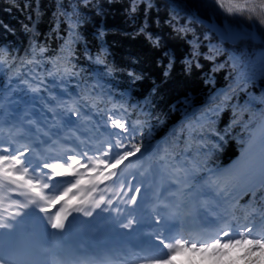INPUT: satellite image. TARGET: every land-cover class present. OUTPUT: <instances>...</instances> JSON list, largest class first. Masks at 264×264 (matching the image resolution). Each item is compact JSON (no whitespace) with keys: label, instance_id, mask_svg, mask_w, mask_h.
<instances>
[{"label":"trees","instance_id":"1","mask_svg":"<svg viewBox=\"0 0 264 264\" xmlns=\"http://www.w3.org/2000/svg\"><path fill=\"white\" fill-rule=\"evenodd\" d=\"M201 20H226L245 38L227 43ZM34 46L46 51L30 68H59L45 79L63 82L89 110L123 109L125 117L113 118L126 122L131 144L166 139L181 160L199 164L198 177L234 160L264 130V24L248 12L229 14L215 0H0V57L33 59ZM8 69L0 64V91ZM197 119L203 141L189 135ZM263 198L261 186L240 204L264 210Z\"/></svg>","mask_w":264,"mask_h":264},{"label":"snow or ice","instance_id":"2","mask_svg":"<svg viewBox=\"0 0 264 264\" xmlns=\"http://www.w3.org/2000/svg\"><path fill=\"white\" fill-rule=\"evenodd\" d=\"M215 2L229 14H243L245 12L256 16L261 24H264V0H215ZM135 8H133V11ZM34 57L26 61L27 64H39L40 61L35 59V55L42 56L46 51L45 48H33ZM102 63V61H97ZM0 64H7V60L0 58ZM53 67H56L53 64ZM61 73L59 68L55 72H50V76H56ZM74 73L68 69H63V75H73ZM32 91H39V88H33ZM75 115H79V111L74 107L68 109ZM219 108L213 112H218ZM112 125L119 129L128 131L126 122L118 119L112 120ZM189 135L198 133L199 138L203 141L206 135V128L199 119L195 125H190L188 128ZM221 139H223L221 137ZM203 146V144H201ZM131 150H127V146L116 140L109 143L107 151H104L99 156H89L87 152L74 154L64 157V163H44L43 169H49L51 175L37 172L40 165L31 169V172L36 173L35 176L30 175V168L25 167L24 156L29 149L25 148L23 152H18L16 155L0 154V229H9L13 227L12 221L17 217L27 215L22 209L29 207H38L39 211L47 217V223L51 229L57 232H63L66 227L68 217L72 212L82 213L85 216H92L96 209H101L102 205L107 207L102 208V211H108L113 206V199H108L102 194L105 189L99 186L105 181L112 180L114 183L119 181L121 166L129 161L130 158L140 154L143 156L146 152L151 151V146L145 147L143 141L131 144ZM113 148L117 152L112 153ZM124 149L122 152L119 150ZM8 149H0V152H7ZM183 151V150H181ZM188 153H185L187 157ZM158 166L170 168V184L178 190H191V185L188 181L193 179L203 180L202 189L204 191L215 190L217 195L227 196L230 191V180L232 172L219 173L214 170H209L205 177H198L200 171L198 163H194L187 158L181 160L179 154H174V150L170 151L168 147L160 149L157 157L154 160ZM240 165L238 167H242ZM71 177V180L65 181L67 187H64L59 194L49 195L48 192H58L54 186V178L56 177ZM87 177V179H85ZM47 180V183L43 181ZM260 184L264 186V161L261 162L260 168ZM14 186V187H13ZM125 187L120 184V189ZM112 192L111 188L106 189ZM101 193L99 199H95V193ZM128 192H134L129 198V203L134 204L141 193V188H133L129 186ZM128 192H124V196H128ZM16 193V199H11V194ZM120 196L118 190L115 193ZM20 197L25 199L24 203L20 202ZM11 201V202H9ZM165 207H167L165 205ZM14 209V210H13ZM55 209V211H53ZM134 221L130 220L125 227H129ZM5 235L8 236V241L5 243ZM236 239L232 238L231 229L221 230L217 238L210 241H203L198 238L190 239H175L174 243H167L159 236L156 240L159 245L166 251L162 258L155 255H145L139 257L140 264H175L173 257L181 251L191 252H211L212 255L222 257L227 254V250L236 248L240 245L247 246L245 255L250 254L254 250L264 251V238L255 239L252 237V228L245 227L242 231L236 233ZM0 264H34L30 253L23 250L17 242L13 233L9 231L7 234L0 232Z\"/></svg>","mask_w":264,"mask_h":264},{"label":"rangeland","instance_id":"3","mask_svg":"<svg viewBox=\"0 0 264 264\" xmlns=\"http://www.w3.org/2000/svg\"><path fill=\"white\" fill-rule=\"evenodd\" d=\"M21 77V79L29 82L28 85H25L23 87L19 84L14 83L10 88H8L4 97L0 99V106L3 108L2 110L5 109L7 114L11 113V116L7 115L5 124L12 122V120L15 119V116L18 117L20 115L19 122H21L23 118L24 123L30 125L31 130L34 131V134L39 136L43 140H50V134L56 135L58 132H64L63 130L65 128L72 127L73 129L77 130V135L76 133H71L74 135L73 140H75V142L79 145L80 151L85 152L89 150V156L93 157L99 156L104 151H107L108 144L113 143L116 140H120L121 143L127 146V150H131V147L128 146L126 143L127 138L125 137V133L114 129L110 121L94 122L92 119H89V121L85 123L84 121L87 120V116L84 114L83 109H80V107L78 106L82 105L80 102H73L75 108L80 111V114L78 116L74 114H69V104H64L61 108V103H64V101L62 100L64 99L65 95L63 96L60 93H57L55 97V102L48 101L47 96L40 97V99H38L39 101L35 102L33 99L34 95L32 94V84H34V79H37V77H39V74L36 73L32 74L31 76H29L28 74H22ZM11 93H13V96H15L13 97L14 100L10 98ZM11 100L12 102L10 104H7V102ZM16 106H19V108H16ZM35 109L38 111V113L35 114L33 117H26L31 119L33 118L32 122L27 123V119L22 117L23 114L21 113L24 111L34 113ZM68 122L70 123V125H67ZM100 124H104L108 126V128H101ZM44 129L49 130V132L47 134L44 133ZM252 141L258 142V146L252 155V159L254 161H260L262 158H264V130L257 133L253 137ZM123 150L124 149H121L119 151L122 152ZM116 152L117 149L113 148L112 153H110V155ZM158 152V147L153 145L151 146V151L146 152L143 156L137 154V156L130 158L129 161H126L125 164L121 166L119 181L115 183L112 180L105 181L104 184L100 185V188L105 189L102 194L106 196L108 193L115 194L118 190L121 193L123 191L128 192L129 186H131L133 190L136 187H140L141 193L144 194V192H146V195H142V198L140 200L141 204H149L150 202H153L152 200L155 199L154 194L156 196H163L166 192H170L169 196L174 201L173 207H175L177 212H180L178 218L179 220L174 223L175 226H177L179 229V226L185 220L191 219L193 218V216H195L193 209L191 211H188L186 206L189 205L190 199L193 197L195 192L204 191L202 189L203 180H200L193 187H191L190 191H181L178 190L176 187H174V189L169 188L171 186V184H169V168L168 170L166 169L165 174L160 177V182L158 183V186H156L153 182L154 180H156L154 160ZM145 176H147V179ZM206 176L207 175H205L204 177L206 178ZM121 182L125 185L122 190L120 189ZM160 184L166 185L165 189H162L161 192L159 191ZM107 188H111L112 192H108L106 190ZM204 192H209L207 197H203L204 199L208 200L205 205H207V207H210V209L212 210L220 206V213H222V217H225V220L223 222L226 223L227 228L223 226L221 230L231 229L232 238L236 239L238 238L236 233L242 231L245 227H250L252 228L253 238H264V236L260 235V232L264 226V214L261 213L257 207H242L241 212L246 215L247 220L240 222L237 221L236 224L228 226L230 221L234 222L238 216V213L236 212V210H234V208L242 196L236 198L231 203L227 204V202L223 200L224 197L222 195H219V199L215 198V190ZM100 194L101 193L99 192L95 193L94 197H96V195L99 196ZM131 195L132 192H128V196H125V199L129 200ZM148 195H151L150 198H147ZM116 200L118 203L122 201L120 200V197H117ZM162 207V205H159V208ZM107 212H109V210ZM106 225H108V223H106ZM246 251L247 246L240 245L236 248L228 249L226 255L218 257L212 255L210 251L206 253H201L185 250L179 252L176 256H174L173 260L175 264H207L205 256H209L215 259V262H217V264H222L224 262H228L230 264H264V251L254 250L250 254L245 255ZM209 262L213 261L211 260Z\"/></svg>","mask_w":264,"mask_h":264},{"label":"bare ground","instance_id":"4","mask_svg":"<svg viewBox=\"0 0 264 264\" xmlns=\"http://www.w3.org/2000/svg\"><path fill=\"white\" fill-rule=\"evenodd\" d=\"M258 145V142L253 141L251 145L243 152L239 159L230 163L228 166L218 170L216 172L224 173L231 171L232 177L230 180V191L229 194L224 197V201L227 204L231 203L240 193L249 189L260 182V168L261 162L254 161L252 155ZM243 165L242 167H238ZM51 175V174H50ZM147 179V176H145ZM63 177L54 178V184L59 183V179ZM69 178L66 176L64 178V187H67L65 181ZM71 178V177H70ZM122 183V182H121ZM62 189V191H63ZM120 196L112 195L113 201L117 197L122 200H126L123 193ZM201 192H195L193 197L190 199L189 205L186 206L188 211L196 212L199 211L198 215L193 216V218L186 220L181 225L184 231L189 233H198L200 228H198L196 219L198 216H204L210 218L213 215L216 217L214 220H218L220 217V206L214 208L205 205L208 200L202 198ZM197 193H200L197 195ZM134 194V192H132ZM143 193L137 198L134 204L128 203L123 206V211L119 212L117 210H111L110 213L102 211V208L107 207V205H102L101 209H96L92 216H84L80 220L70 221L68 217V225L65 227L63 232H57V230L51 229L50 225L47 223V217L45 215H40L39 213L30 214L26 211L27 215L23 217H17L15 221H12L13 227L11 230L3 229V233L7 234L9 231L13 233V236L17 242L21 245L22 249L30 253L34 264H56V260L59 262H65L66 264H77L81 260L86 262H91L93 264H102L108 262L111 264L116 263H126L132 264L140 261L139 257H142L134 253V248L140 245L143 241L146 247L155 254H163L166 250L159 245V241L156 237L159 236L161 239L165 240L167 243H171L174 234L172 227L169 226L170 221L172 222L177 218V214L173 211L172 200L163 199L164 209H154L153 213L145 211L146 204H144L143 209L139 208L137 204L141 200ZM215 198H220L216 194ZM22 203L25 199L21 197ZM114 202L113 204H115ZM125 203V202H124ZM165 205L167 207H165ZM117 206V205H116ZM151 206V205H149ZM34 206L28 209H33ZM117 208V207H116ZM112 209V208H109ZM215 210V211H214ZM25 212V211H24ZM81 214V213H79ZM171 219V220H170ZM132 220L129 227H125ZM82 222L83 228L82 233L79 237L80 244L83 250L87 251L85 256L79 254L78 258L75 260H69L67 257L63 258L59 254L62 244L65 242L64 236L67 234L71 235V231L75 226H78ZM108 222L111 226L105 225ZM96 228V229H93ZM27 228L29 230H27ZM31 230H35L36 234L32 236ZM84 233V234H83ZM153 235L155 237H153ZM5 243L8 241V236L4 237ZM99 256L100 258H97ZM120 256V260L117 257Z\"/></svg>","mask_w":264,"mask_h":264},{"label":"water","instance_id":"5","mask_svg":"<svg viewBox=\"0 0 264 264\" xmlns=\"http://www.w3.org/2000/svg\"><path fill=\"white\" fill-rule=\"evenodd\" d=\"M202 23L208 28L210 31L214 32L216 36L230 44H235L237 41L245 38V34L237 28V26L230 25L226 20L223 21V26H220L217 22H207L204 20H201ZM252 39L259 43L260 42V36L257 33V30L255 27H252V29L249 30Z\"/></svg>","mask_w":264,"mask_h":264}]
</instances>
